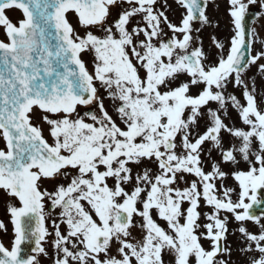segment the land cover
<instances>
[{
  "label": "snow or ice",
  "instance_id": "1",
  "mask_svg": "<svg viewBox=\"0 0 264 264\" xmlns=\"http://www.w3.org/2000/svg\"><path fill=\"white\" fill-rule=\"evenodd\" d=\"M175 3L184 10L179 25L166 0H0V190L19 202L7 206L14 240L10 250L0 243V264H39L49 237L53 264H165V254L174 264H227L219 256L231 252L228 214L259 225V234L239 227L240 251L264 264V223L250 211L264 203V96L244 77L264 59L251 54L255 29L245 24L257 0H228L234 35L227 48L212 38L214 62L192 35L194 21L209 23L208 0ZM10 10L23 19L14 24ZM82 55L92 56L91 70ZM229 103L247 130L224 122ZM206 143L221 155L211 171L201 159ZM238 156L247 170L225 172L221 163L238 166ZM47 181L56 182L52 191ZM30 242L37 255L25 258Z\"/></svg>",
  "mask_w": 264,
  "mask_h": 264
},
{
  "label": "rangeland",
  "instance_id": "2",
  "mask_svg": "<svg viewBox=\"0 0 264 264\" xmlns=\"http://www.w3.org/2000/svg\"><path fill=\"white\" fill-rule=\"evenodd\" d=\"M173 3L174 2L171 1V4H173ZM222 7H223L222 4H218L216 6L217 11L221 12L222 11ZM210 18L213 19V16L210 17ZM217 18H218V16H216L213 19V21H214L213 25L212 24L209 25V23L208 24H204V25H199V31H197V46H201L202 45L203 50L206 47V45H205V43L203 41V35H206L207 33L211 34L212 37H215L216 40L224 43V45H225L226 40L229 38V34H228L227 30L223 29V32L220 31V28H223V25L225 26V23H223V17L222 16L219 17V22H217ZM69 19H70V23H72L73 26H77V19H75V17L72 14L70 15ZM211 23H212V20H211ZM78 30L82 31L81 29H78ZM259 33H260V37L257 38V39H259V49L261 51H263L264 50V26L259 27ZM5 39H6V37L4 35L3 28H0V40H5ZM208 46H209L210 50L209 51L205 50V52L210 54V58H211L212 61L213 60L215 61L214 57H216V52L218 50L215 48L214 44L208 45ZM259 64H264V59L260 63H257L256 66H253L251 68V71H252L253 75H244V77H245L246 81L249 83L250 86L252 85V83L254 81L256 89H257V92L261 96H264V75H262L260 70H259V67H258ZM228 91L231 94L236 95L237 98L241 100V103L245 102L244 99H243V96H242V89L230 85L229 88H228ZM193 94H196V90L195 89H193ZM259 98L260 97L258 96V99ZM210 106L213 109H216L218 107V105H216L215 103H211ZM39 116H40V114H37L35 116V118H36V124L40 125V122H42V120L39 118ZM224 122L226 124H228L230 127L235 125V127H237V128H244L245 130H247V126L243 125L242 121L239 118L238 112L234 108L231 107L230 103H229V106H228V117L224 118ZM203 130H204V128H203V123H202L200 131H203ZM232 139L233 138H231L230 136L225 134L224 140H223L225 148L230 146L229 141L232 140ZM210 148H212L211 144L207 143L206 146L204 147L205 151L202 153V156H201L203 165L208 170H211V165L213 163H220L221 162L220 152L218 150H216V149H212L211 153L209 155V152L207 151V149H210ZM207 154H208V157L206 156ZM211 155L214 156V159L212 160V162H211V159L209 158V156H211ZM238 159H240L239 156H238ZM221 167H222V169L225 172L231 173L232 171L236 170L237 168L239 170H244V169L246 170L248 168V165H247L246 162H244L242 159H240V164L238 166L221 163ZM185 179L190 181L191 179H193V177L186 176ZM225 182L227 184H231V185L236 184V181L233 180L230 175L226 178ZM180 186L184 187L186 185L181 183ZM8 227H9V225L7 224V228ZM239 227H241V226H236L235 232L239 233V231H238ZM244 227L247 228L248 231H253V232H256V233L260 232L259 225H255L253 227H250V226H244ZM241 238H242L241 233H239L237 235L232 234V236L230 238V244L234 243V242L237 243L238 240H240ZM226 258H227V260H229L230 257L226 256ZM163 259L165 261V264H174V258L171 257L170 255L165 254L163 256Z\"/></svg>",
  "mask_w": 264,
  "mask_h": 264
},
{
  "label": "flooded vegetation",
  "instance_id": "3",
  "mask_svg": "<svg viewBox=\"0 0 264 264\" xmlns=\"http://www.w3.org/2000/svg\"><path fill=\"white\" fill-rule=\"evenodd\" d=\"M160 4L162 5V0H160ZM252 9H255V10L258 12V15H259L258 20H260L261 18L264 17V11H263L261 8H259V7H256V8H250V7H249L248 11H250V10H252ZM161 10H163L162 7H161ZM116 14H117V12H115V15H116ZM165 14H166L167 16L170 17L169 19L174 20V21H176V22L181 20V18H180L179 16L177 17V16H175V15H173V14H170L169 12H165ZM134 23H135V22H133V24H134ZM85 58H86V60H88V59H89V55H85ZM106 106H108L109 111L111 112L112 109H111L110 104H106ZM209 211H210V209L207 208V207H205V208L202 210V213H206V212H209Z\"/></svg>",
  "mask_w": 264,
  "mask_h": 264
}]
</instances>
